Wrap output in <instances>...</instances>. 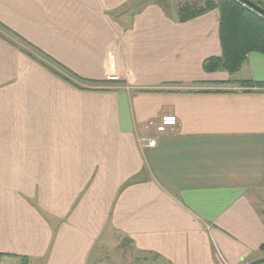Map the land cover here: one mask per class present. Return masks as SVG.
<instances>
[{"label":"crops","instance_id":"0c3cea01","mask_svg":"<svg viewBox=\"0 0 264 264\" xmlns=\"http://www.w3.org/2000/svg\"><path fill=\"white\" fill-rule=\"evenodd\" d=\"M138 2L0 0V25L61 67L0 27V264H95L106 231L167 264L261 254L264 87L236 82H264V55L207 72L218 10Z\"/></svg>","mask_w":264,"mask_h":264},{"label":"trees","instance_id":"16d2710c","mask_svg":"<svg viewBox=\"0 0 264 264\" xmlns=\"http://www.w3.org/2000/svg\"><path fill=\"white\" fill-rule=\"evenodd\" d=\"M143 1L144 3L148 2L146 0H141V2L137 3V7H139ZM251 1L264 9V7L259 3L255 2L254 0ZM214 8H216L219 12L218 36L221 55L205 60L203 62V69L207 72L225 71L228 74H234L240 70L242 63L249 53L255 52L264 55V17L252 11L245 4H242L237 0H218L217 2L206 0L204 5L200 7H181L178 10V21H189ZM0 27H2L6 33L12 35L14 38H17L19 43L21 42L27 46V44L13 32L7 30L1 25ZM8 42L17 49L20 47L21 50H19L21 52H23L28 57L40 62L43 67L55 75L61 76L59 72L55 71L45 62L40 60L38 56L47 59L49 62L58 66L59 68H61L60 65L54 62L50 57L43 54L37 48L28 45L30 46L32 52L36 53V55H34L28 51L27 47L22 48L15 42H11L9 40ZM236 84L243 87H249L253 85L264 87V82L240 81L236 82ZM262 215L264 216V206L262 208ZM260 249L264 250V243L261 245ZM262 262L263 261L258 263L253 262L251 264H261ZM22 264H26V262L23 260Z\"/></svg>","mask_w":264,"mask_h":264},{"label":"rangeland","instance_id":"374dc122","mask_svg":"<svg viewBox=\"0 0 264 264\" xmlns=\"http://www.w3.org/2000/svg\"><path fill=\"white\" fill-rule=\"evenodd\" d=\"M206 0H148V2L151 3H160L164 6L166 11L169 14H173L175 17L177 16V10L181 6L189 5L190 7H200L203 6ZM218 1V0H214ZM28 46V45H27ZM21 50V48L19 47ZM28 51L33 53L30 46L27 47ZM33 62L39 63L37 60L31 58ZM46 65V64H45ZM57 67V66H56ZM48 70V69H47ZM120 83V82H119ZM120 86L122 88H125L127 84L121 83ZM110 83L107 82V84H99L96 89L99 90H105L110 88ZM10 118V117H9ZM5 117L4 119H9ZM4 135L7 138H10L11 135H13V127L8 126L5 128ZM106 236L97 244V247L95 249V253L98 254L96 256L95 264H167L163 260H160L152 255H145L144 253L136 252L133 249H131L128 242L121 237L120 235H117L115 233L111 234L110 231H106ZM261 247V246H260ZM260 247L258 248V251L261 253L257 256L255 259V263H258L260 261H263L261 264H264V250H261ZM251 262V263H253ZM92 262L90 261L89 264ZM249 263V264H251ZM13 264V263H8Z\"/></svg>","mask_w":264,"mask_h":264},{"label":"built area","instance_id":"2783aa9c","mask_svg":"<svg viewBox=\"0 0 264 264\" xmlns=\"http://www.w3.org/2000/svg\"><path fill=\"white\" fill-rule=\"evenodd\" d=\"M106 81L108 83H119L120 82V78L118 76L115 75H109L106 78ZM177 125V119L175 116H171V115H165L162 116L160 118L159 124L156 126V130L157 132H164L167 128L173 127ZM155 144L154 140H150L147 143V146L149 147H153Z\"/></svg>","mask_w":264,"mask_h":264},{"label":"water","instance_id":"95a60500","mask_svg":"<svg viewBox=\"0 0 264 264\" xmlns=\"http://www.w3.org/2000/svg\"><path fill=\"white\" fill-rule=\"evenodd\" d=\"M238 2L245 4L252 11L256 12L260 16L264 17V9L252 2L251 0H237Z\"/></svg>","mask_w":264,"mask_h":264}]
</instances>
